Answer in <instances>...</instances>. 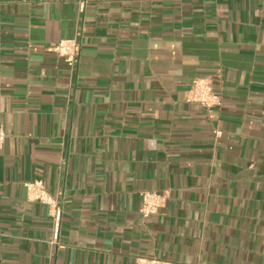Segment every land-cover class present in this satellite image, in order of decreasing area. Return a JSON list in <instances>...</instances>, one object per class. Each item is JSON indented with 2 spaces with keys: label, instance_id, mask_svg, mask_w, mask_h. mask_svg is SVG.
Returning a JSON list of instances; mask_svg holds the SVG:
<instances>
[{
  "label": "crops",
  "instance_id": "obj_1",
  "mask_svg": "<svg viewBox=\"0 0 264 264\" xmlns=\"http://www.w3.org/2000/svg\"><path fill=\"white\" fill-rule=\"evenodd\" d=\"M0 128V264H264V0H0Z\"/></svg>",
  "mask_w": 264,
  "mask_h": 264
},
{
  "label": "built area",
  "instance_id": "obj_2",
  "mask_svg": "<svg viewBox=\"0 0 264 264\" xmlns=\"http://www.w3.org/2000/svg\"><path fill=\"white\" fill-rule=\"evenodd\" d=\"M47 52L54 53L62 58L68 70L72 72L77 65L80 55V43L77 38L63 40L46 48ZM186 102L195 103L206 111H211L221 105V98L213 92L212 83L207 78H194L190 83ZM6 140V134L0 128V149ZM22 186L29 201H34L48 208L51 220L49 244L59 246L61 231L62 205L57 196L51 195L41 180L24 181ZM168 190H144L140 193L141 206L139 212L143 219L158 213L168 199ZM137 264H171L155 257H140Z\"/></svg>",
  "mask_w": 264,
  "mask_h": 264
}]
</instances>
